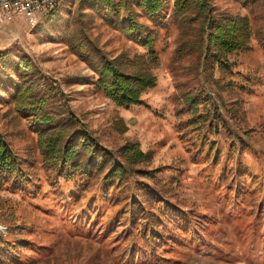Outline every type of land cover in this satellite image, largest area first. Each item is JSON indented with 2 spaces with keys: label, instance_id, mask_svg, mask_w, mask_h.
Instances as JSON below:
<instances>
[{
  "label": "rangeland",
  "instance_id": "obj_1",
  "mask_svg": "<svg viewBox=\"0 0 264 264\" xmlns=\"http://www.w3.org/2000/svg\"><path fill=\"white\" fill-rule=\"evenodd\" d=\"M173 2L157 25L140 17L157 30L158 80L129 107L95 90L88 60L97 48L110 57L146 48L90 14L85 0H61L34 25L23 16L6 24L0 133L20 168L0 190V254L11 264H264V0H211L216 13L246 14L254 31L249 49L228 56L231 71L213 74L203 62V19L184 26ZM18 64L54 90L52 110L71 113L101 146L119 152L137 141L148 159L119 183L48 166L35 128L10 101ZM208 107L219 112L217 129L227 119L236 136L209 133Z\"/></svg>",
  "mask_w": 264,
  "mask_h": 264
},
{
  "label": "trees",
  "instance_id": "obj_2",
  "mask_svg": "<svg viewBox=\"0 0 264 264\" xmlns=\"http://www.w3.org/2000/svg\"><path fill=\"white\" fill-rule=\"evenodd\" d=\"M169 1L85 0L90 14L98 16L133 42L146 48V51L132 55L123 51L114 57L97 48V58L92 61L86 58L89 52L80 54L88 60L96 74L93 82L95 90L109 98L116 106L129 107L143 103V94L156 85L158 78L154 69L160 62L158 50L154 47L157 30L147 28L140 17L144 15L157 25ZM173 8L174 16L184 26L192 19H203L200 37L203 62L211 74L216 70L230 72L233 64L228 56L250 48L254 31L246 14L216 13L213 11L211 0H174ZM261 39V47L264 50V29ZM188 42L190 41L186 30L183 44L178 51L186 52ZM25 66L27 67V63L23 67ZM17 69L21 80L15 83L10 101L16 111L23 114L29 125L35 128L36 142L43 161L48 166L63 171L65 176L80 173L88 177L101 176L109 183H119L132 164L148 159L149 154L142 151L137 141L127 142L119 152L101 146L85 125L71 113L60 116L52 110L51 101L55 99V92L51 86H44L40 80L33 79L29 75L30 72H26L19 64ZM20 69L25 72L22 73ZM190 103L197 110L198 106L193 99ZM206 114L210 121H213L206 127L211 135H218L222 141L230 134L236 136L234 130L227 126V119H223L221 127L217 129L219 112L214 108L208 107ZM223 132L229 135L225 138ZM118 156L122 160H118ZM247 158L251 159V156ZM19 174L16 155L0 133V190L13 183ZM165 199L166 203L173 204L167 198H160L158 202H165ZM148 220L151 223V218ZM154 228L152 224L151 229L147 230L148 234ZM5 255L0 254V264H11L4 258Z\"/></svg>",
  "mask_w": 264,
  "mask_h": 264
},
{
  "label": "built area",
  "instance_id": "obj_3",
  "mask_svg": "<svg viewBox=\"0 0 264 264\" xmlns=\"http://www.w3.org/2000/svg\"><path fill=\"white\" fill-rule=\"evenodd\" d=\"M61 0H0V38L14 16H23L30 24L52 11Z\"/></svg>",
  "mask_w": 264,
  "mask_h": 264
}]
</instances>
